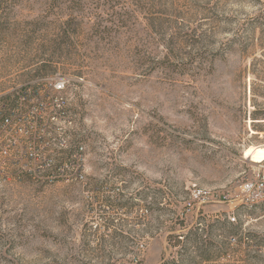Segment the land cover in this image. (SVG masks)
I'll use <instances>...</instances> for the list:
<instances>
[{
  "label": "rangeland",
  "instance_id": "obj_1",
  "mask_svg": "<svg viewBox=\"0 0 264 264\" xmlns=\"http://www.w3.org/2000/svg\"><path fill=\"white\" fill-rule=\"evenodd\" d=\"M56 73L86 178L1 181L0 264H264V205L186 211L264 161V0H0V103Z\"/></svg>",
  "mask_w": 264,
  "mask_h": 264
},
{
  "label": "built area",
  "instance_id": "obj_2",
  "mask_svg": "<svg viewBox=\"0 0 264 264\" xmlns=\"http://www.w3.org/2000/svg\"><path fill=\"white\" fill-rule=\"evenodd\" d=\"M46 80L48 84L41 89L25 87L8 103H0V182L17 180L24 174L48 184L74 183L86 178L85 148L73 142L75 119L63 94L71 79L56 73ZM197 201L229 202L233 205L226 215L230 224L238 223V216L247 218L248 210L264 205V162L253 166L237 195H219L195 187L186 211L192 210ZM238 240V236H230V245H237ZM244 240L250 239L245 236ZM235 264L243 262L238 260Z\"/></svg>",
  "mask_w": 264,
  "mask_h": 264
},
{
  "label": "trees",
  "instance_id": "obj_3",
  "mask_svg": "<svg viewBox=\"0 0 264 264\" xmlns=\"http://www.w3.org/2000/svg\"><path fill=\"white\" fill-rule=\"evenodd\" d=\"M52 76V75H51ZM50 77V76H47V78ZM257 114V113H256ZM261 117H255L254 119H260ZM262 118H264V113L262 115ZM233 228H237L238 225H234V224H230ZM231 236H238V235H235V234H232ZM211 245L216 247V244L211 242ZM258 245V244H257Z\"/></svg>",
  "mask_w": 264,
  "mask_h": 264
},
{
  "label": "bare ground",
  "instance_id": "obj_4",
  "mask_svg": "<svg viewBox=\"0 0 264 264\" xmlns=\"http://www.w3.org/2000/svg\"><path fill=\"white\" fill-rule=\"evenodd\" d=\"M258 151H260L259 154H261V152L264 151V149H262V148H258ZM262 162H264V161H262ZM258 163H261V162H258Z\"/></svg>",
  "mask_w": 264,
  "mask_h": 264
}]
</instances>
